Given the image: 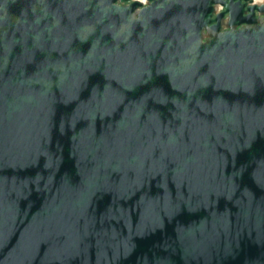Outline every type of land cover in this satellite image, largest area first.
<instances>
[{
	"label": "water",
	"instance_id": "95a60500",
	"mask_svg": "<svg viewBox=\"0 0 264 264\" xmlns=\"http://www.w3.org/2000/svg\"><path fill=\"white\" fill-rule=\"evenodd\" d=\"M0 264H264V0H0Z\"/></svg>",
	"mask_w": 264,
	"mask_h": 264
},
{
	"label": "bare ground",
	"instance_id": "6f19581e",
	"mask_svg": "<svg viewBox=\"0 0 264 264\" xmlns=\"http://www.w3.org/2000/svg\"><path fill=\"white\" fill-rule=\"evenodd\" d=\"M256 1H261V0H256Z\"/></svg>",
	"mask_w": 264,
	"mask_h": 264
}]
</instances>
